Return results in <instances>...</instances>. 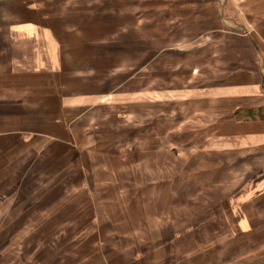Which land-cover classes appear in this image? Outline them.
Returning a JSON list of instances; mask_svg holds the SVG:
<instances>
[{
	"label": "crops",
	"instance_id": "0c3cea01",
	"mask_svg": "<svg viewBox=\"0 0 264 264\" xmlns=\"http://www.w3.org/2000/svg\"><path fill=\"white\" fill-rule=\"evenodd\" d=\"M0 264H264V0H0Z\"/></svg>",
	"mask_w": 264,
	"mask_h": 264
},
{
	"label": "rangeland",
	"instance_id": "374dc122",
	"mask_svg": "<svg viewBox=\"0 0 264 264\" xmlns=\"http://www.w3.org/2000/svg\"><path fill=\"white\" fill-rule=\"evenodd\" d=\"M247 32H248V31H247ZM247 32H246V33H247Z\"/></svg>",
	"mask_w": 264,
	"mask_h": 264
},
{
	"label": "bare ground",
	"instance_id": "6f19581e",
	"mask_svg": "<svg viewBox=\"0 0 264 264\" xmlns=\"http://www.w3.org/2000/svg\"><path fill=\"white\" fill-rule=\"evenodd\" d=\"M18 100V99H17Z\"/></svg>",
	"mask_w": 264,
	"mask_h": 264
}]
</instances>
